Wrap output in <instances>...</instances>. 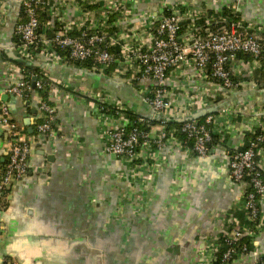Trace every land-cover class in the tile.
Returning a JSON list of instances; mask_svg holds the SVG:
<instances>
[{
	"label": "crops",
	"instance_id": "crops-1",
	"mask_svg": "<svg viewBox=\"0 0 264 264\" xmlns=\"http://www.w3.org/2000/svg\"><path fill=\"white\" fill-rule=\"evenodd\" d=\"M162 2L210 5L216 12L232 8L242 22L264 27V0H138L132 5L142 13L155 11ZM64 12L67 21L77 16L71 8ZM20 18L18 0H0V105L7 104L13 120L30 137L28 173L0 195V264H202L200 238L222 234L228 218L238 212L242 187L229 176L227 154L246 144V133L237 127L218 138L205 156L169 141L148 152L149 163L137 164L134 176L120 175L123 163L104 151L95 102L81 89L100 90L138 116H148L143 98L131 85L110 81L92 68L36 58L25 63L50 78L55 88L49 97L56 107L53 131L38 135V94L23 98L7 92L13 78L33 73L14 72L8 65L22 61L9 48ZM135 21L132 16L123 24L133 28ZM239 58V78L255 86L247 83L218 104L210 99L209 110L245 106L248 114L264 121L261 70L249 72L250 57ZM198 78L191 69L179 77L187 89L173 88L178 101L185 92L194 93L192 87L201 83ZM241 119L235 116L237 126ZM7 148L0 123V173ZM259 209L264 216V197ZM262 253L264 230L235 264L253 263Z\"/></svg>",
	"mask_w": 264,
	"mask_h": 264
},
{
	"label": "built area",
	"instance_id": "built-area-1",
	"mask_svg": "<svg viewBox=\"0 0 264 264\" xmlns=\"http://www.w3.org/2000/svg\"><path fill=\"white\" fill-rule=\"evenodd\" d=\"M136 1L18 0L21 18L14 26L15 40L9 48L23 63L37 58L81 70L89 67L108 80L129 84L137 91L150 114L131 121L122 111L126 107L116 98L100 90L81 89L95 102L104 151L123 163L120 175L134 176L137 164L149 163L147 153L169 141L187 152L205 156L214 135L223 137L237 127L248 133L244 148L228 152V172L231 180L242 187L236 210L244 212L245 219L256 221V226L239 227L231 215L227 223H234L233 227L213 238H200L202 264H235L237 257L250 252L255 235L264 230L260 200H256L257 196L264 197V121L248 114L245 106H221L213 112L208 102L212 99L213 104H218L224 95L242 90L247 83L255 86L253 81L239 78V56L250 57L246 61L249 72L264 71V27L242 22L232 8L216 12L210 5L162 2L155 11L137 13L132 5ZM66 8L77 16L67 21ZM132 16L137 21L133 28H126L124 20ZM8 65L11 71H25L19 64ZM188 69L195 71L201 83L192 87L194 93L185 92L184 99L178 101L173 88L187 89L179 84V77ZM32 75L13 78L7 92L23 98L38 94L41 121L35 130L38 135L47 136L53 131L56 113L49 97L55 87L44 73L40 79ZM196 105L200 108L194 111ZM200 109L206 111L200 116L202 119H188L181 121L180 127L165 129L164 122L191 117ZM236 115L242 116L238 126ZM145 119L157 120L158 124L146 123V129L140 125ZM0 123L8 145L0 173L1 195L13 181L28 173L30 137L13 120L5 103L0 105ZM177 133L182 134L181 138ZM245 236L248 244L240 241ZM224 244L227 247L218 252ZM5 264L18 263L10 260ZM248 264H264V253Z\"/></svg>",
	"mask_w": 264,
	"mask_h": 264
},
{
	"label": "trees",
	"instance_id": "trees-1",
	"mask_svg": "<svg viewBox=\"0 0 264 264\" xmlns=\"http://www.w3.org/2000/svg\"><path fill=\"white\" fill-rule=\"evenodd\" d=\"M223 12H226L227 11V9H224V10H222ZM236 18H238L239 17V15H238V13L236 12ZM17 63L19 64V65H21V66H23L24 68H25V70L27 69H32V71H33V77H35L36 79H40V77L42 76L40 73H38V71H37V68H32V66L31 65H28L27 63H23V62H19V61H17ZM84 65H90L89 63H84ZM260 74H262L261 76H263L264 77V71H260ZM123 113L125 114V116L127 117V118H129L131 121H136L137 120V118H138V115L135 113V112H133L132 110H130V109H128V108H124L123 110ZM199 119H202V117H199ZM41 120V119H40ZM151 124V125H155V124H158V121L157 120H148V119H145V122H144V124H141L140 123V125H141V127H143L144 126V128H148V125L147 124ZM181 121L180 120H170V121H166V122H164V127H165V129L166 130H169L170 128H172V127H180V125H181ZM178 138H181V136H182V134H180V133H177V135H176ZM245 139H246V144H247V142H248V140H249V134L248 133H246L245 134ZM218 140V137L217 136H213V141L211 142V145H213L216 141ZM246 144H244L243 146H242V148H244L245 146H246ZM262 177H263V180H264V169L262 170ZM261 199V197H256V200H260ZM234 215V222H238L237 224H238V226L239 227H243L244 225H248L250 228H253L254 229V227L256 226V221H251V220H247V219H245V214H244V212H241V211H238V212H234L233 213ZM235 224L234 223H230V224H228V228H231V227H233ZM241 242H245V243H249V238L248 237H242L241 238V240H240ZM227 247V245H221L220 247H219V249H218V252H221V251H223L225 248Z\"/></svg>",
	"mask_w": 264,
	"mask_h": 264
},
{
	"label": "water",
	"instance_id": "water-1",
	"mask_svg": "<svg viewBox=\"0 0 264 264\" xmlns=\"http://www.w3.org/2000/svg\"><path fill=\"white\" fill-rule=\"evenodd\" d=\"M34 78H32V86H34ZM206 113V111L205 110H201V111H199V112H197V113H195L194 115H192L191 117H188V118H184V119H181L180 121H185V120H188V119H193V118H197V117H200V116H202V115H204ZM28 132H31V129H29V131Z\"/></svg>",
	"mask_w": 264,
	"mask_h": 264
}]
</instances>
